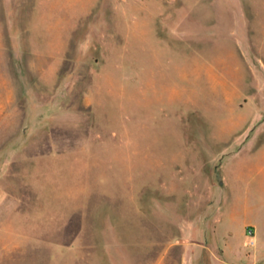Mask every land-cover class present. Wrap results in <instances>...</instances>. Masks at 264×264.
<instances>
[{"label":"rangeland","instance_id":"374dc122","mask_svg":"<svg viewBox=\"0 0 264 264\" xmlns=\"http://www.w3.org/2000/svg\"><path fill=\"white\" fill-rule=\"evenodd\" d=\"M0 264H264V0H0Z\"/></svg>","mask_w":264,"mask_h":264},{"label":"built area","instance_id":"2783aa9c","mask_svg":"<svg viewBox=\"0 0 264 264\" xmlns=\"http://www.w3.org/2000/svg\"><path fill=\"white\" fill-rule=\"evenodd\" d=\"M251 232V230H249Z\"/></svg>","mask_w":264,"mask_h":264}]
</instances>
